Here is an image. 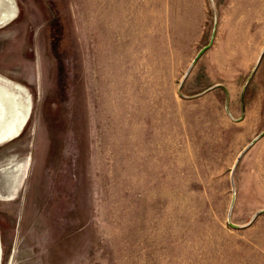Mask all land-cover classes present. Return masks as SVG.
I'll return each instance as SVG.
<instances>
[{
	"label": "rangeland",
	"instance_id": "obj_1",
	"mask_svg": "<svg viewBox=\"0 0 264 264\" xmlns=\"http://www.w3.org/2000/svg\"><path fill=\"white\" fill-rule=\"evenodd\" d=\"M263 133L264 0H0V264H264Z\"/></svg>",
	"mask_w": 264,
	"mask_h": 264
},
{
	"label": "water",
	"instance_id": "obj_2",
	"mask_svg": "<svg viewBox=\"0 0 264 264\" xmlns=\"http://www.w3.org/2000/svg\"><path fill=\"white\" fill-rule=\"evenodd\" d=\"M207 48H204L201 52H200V54L198 55V57H197V59L202 55V53L206 50ZM264 135V133L262 134V135H260L257 139H260L262 136ZM256 139V140H257ZM259 214V213H258ZM257 214V215H258Z\"/></svg>",
	"mask_w": 264,
	"mask_h": 264
}]
</instances>
